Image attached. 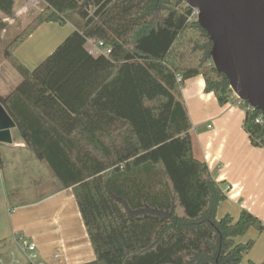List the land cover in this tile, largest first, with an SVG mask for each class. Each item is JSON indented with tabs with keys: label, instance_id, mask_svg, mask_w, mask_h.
Wrapping results in <instances>:
<instances>
[{
	"label": "trees",
	"instance_id": "obj_1",
	"mask_svg": "<svg viewBox=\"0 0 264 264\" xmlns=\"http://www.w3.org/2000/svg\"><path fill=\"white\" fill-rule=\"evenodd\" d=\"M17 2L0 0V12L12 16ZM41 2L5 50L22 78L5 103L38 156L73 189L96 254L85 264H243L255 241L236 239L264 223L247 210L237 220L217 218L227 194L194 157L182 97L184 82L203 76L221 106L234 101L194 9L183 0ZM50 23L75 30L29 69L14 51ZM89 42L111 54L92 55ZM260 115L246 111L244 129L264 148ZM70 153L81 166L70 165Z\"/></svg>",
	"mask_w": 264,
	"mask_h": 264
},
{
	"label": "crops",
	"instance_id": "obj_2",
	"mask_svg": "<svg viewBox=\"0 0 264 264\" xmlns=\"http://www.w3.org/2000/svg\"><path fill=\"white\" fill-rule=\"evenodd\" d=\"M32 1L41 0H18L20 8L16 11L15 7L14 12L24 14ZM0 20V24L8 21ZM47 25L40 30H45ZM74 30L72 26V32ZM38 36V39L36 35L30 38L32 56L39 49L48 52L58 45L52 42L50 35L39 33ZM94 46L89 42L86 47L91 52L95 50ZM7 66L6 61L0 62V78L5 75L2 68L5 71ZM6 83L0 84V105L15 126L10 129L11 142L0 141L3 161L0 172V250L8 249L4 253L8 257H0V264H30L21 258L16 247L19 236L37 244L40 264L94 262L96 254L73 189L64 188L49 165L24 138L5 103L19 84L7 86ZM182 97L192 123L194 157L208 165L212 177L227 194V199L219 204L217 218L230 215L237 220L241 212L247 210L264 223V148L255 147L244 129L245 109L232 102L221 106L214 93L205 92L203 76L185 81ZM68 159L73 166L82 157L71 154ZM250 240H254L255 245L245 255L243 264L248 261L263 264L264 230L259 232L252 227L236 239L242 244Z\"/></svg>",
	"mask_w": 264,
	"mask_h": 264
},
{
	"label": "water",
	"instance_id": "obj_3",
	"mask_svg": "<svg viewBox=\"0 0 264 264\" xmlns=\"http://www.w3.org/2000/svg\"><path fill=\"white\" fill-rule=\"evenodd\" d=\"M183 1L199 11L198 22L213 43L211 57L218 73L227 77L240 100L264 116V0ZM14 126L0 105L1 142H11ZM7 251L0 250V255Z\"/></svg>",
	"mask_w": 264,
	"mask_h": 264
},
{
	"label": "rangeland",
	"instance_id": "obj_4",
	"mask_svg": "<svg viewBox=\"0 0 264 264\" xmlns=\"http://www.w3.org/2000/svg\"><path fill=\"white\" fill-rule=\"evenodd\" d=\"M29 10L24 14L18 12H13V15L10 17L2 16L3 14L0 12V19H8L7 22L0 24V62L4 63L6 61L5 58V50L6 48L13 42V40L19 36L27 27L28 25L42 12L44 9V4L41 1L35 2L32 1L29 4ZM20 4H17L16 11L19 10ZM20 13V14H19ZM18 15V16H17ZM6 17V18H5ZM1 21V20H0ZM49 27V28H48ZM39 31V32H38ZM72 32V25L67 24H59V23H51L46 26L45 30H40V28L33 33L36 35L37 39L39 38V33L46 35H50L51 39H53L54 44L56 47L52 51L46 52V49H39L34 56H32V47L30 44L31 37L25 40L16 50L14 51V55L17 59L29 69H35L38 67L53 51L70 35ZM48 33V34H46ZM32 35V36H33ZM61 42V43H60ZM4 50V52L2 51ZM7 62V61H6ZM26 62V63H25ZM8 66L7 69L4 71L2 68L3 77L0 78L1 82H7V86H11L12 84H19L22 81L21 76L19 73L7 62ZM16 85V86H17ZM12 249L10 252L12 253ZM4 255H0L3 257ZM5 257H8L6 255ZM244 261V260H243ZM244 263V262H243ZM264 264V263H263Z\"/></svg>",
	"mask_w": 264,
	"mask_h": 264
},
{
	"label": "built area",
	"instance_id": "obj_5",
	"mask_svg": "<svg viewBox=\"0 0 264 264\" xmlns=\"http://www.w3.org/2000/svg\"><path fill=\"white\" fill-rule=\"evenodd\" d=\"M198 16H199V11L197 9H194L193 17L198 19ZM94 47H95V50L91 51L90 53L95 55V56L104 55V56L107 57V56H109L111 54V49L109 47H107L103 42L96 43ZM231 97L234 100V101H232V103H234L235 105H238L239 107H242L241 104H242L243 101L240 100L235 95V93H233V95ZM245 111H255V109L248 105V107L245 108ZM256 122L264 124V116L260 115L256 119ZM16 247L24 255V257L26 258V261L28 263H30V264H40L39 263V257H38V254H37V244L35 242L31 241L27 237L19 236V238L17 239Z\"/></svg>",
	"mask_w": 264,
	"mask_h": 264
}]
</instances>
